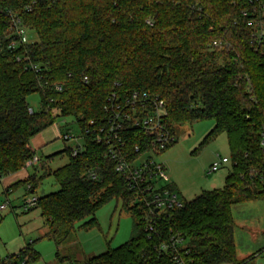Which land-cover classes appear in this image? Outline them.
Instances as JSON below:
<instances>
[{
  "label": "trees",
  "instance_id": "trees-1",
  "mask_svg": "<svg viewBox=\"0 0 264 264\" xmlns=\"http://www.w3.org/2000/svg\"><path fill=\"white\" fill-rule=\"evenodd\" d=\"M245 1L0 0V180L23 170L33 137L57 118H71L83 148L76 157L61 153L68 162L46 175L58 190L38 197L31 210L40 211L56 247L77 224L95 228V213L111 200L121 202L133 221L134 235L126 243L78 264H174L156 250L173 235L184 240L183 264H250V258L237 259L231 216L234 205L264 200V49L250 45L241 17ZM7 12L35 37L17 50L27 62L15 63L9 49ZM133 91L163 101L173 133L185 124L212 121L203 144L224 134L229 151L223 187L154 216L152 236L144 231L145 209L128 205L108 147L92 140L93 129L105 124L107 99ZM35 94L39 108L30 114L27 98ZM141 136L133 133L127 148ZM37 168L18 183L28 187L25 195L45 177L36 178ZM38 259L29 244L0 264Z\"/></svg>",
  "mask_w": 264,
  "mask_h": 264
},
{
  "label": "rangeland",
  "instance_id": "rangeland-1",
  "mask_svg": "<svg viewBox=\"0 0 264 264\" xmlns=\"http://www.w3.org/2000/svg\"><path fill=\"white\" fill-rule=\"evenodd\" d=\"M28 37L30 41L35 40L32 34H28ZM27 103L34 112L38 110L39 98L36 94L28 97ZM52 115L57 116L54 112ZM53 125L61 133H68L76 139L68 142L59 139L65 150L70 151L77 145L83 148L82 134L73 119L57 118ZM212 127V121L176 127V143L155 158L164 165L170 186L182 202L194 199L203 191L222 188L230 173V164L226 163L220 165L216 172L208 174L211 164L217 162L218 157L229 159L224 134L203 144V139ZM46 133L51 137L54 135L53 131L47 130L41 136ZM34 154L40 159L41 166L37 168L36 178L45 177L40 179L33 194L25 195L26 185L20 186L22 183L7 193L2 188L3 178L0 180V205L9 203L5 210L0 211V259L17 255L31 244L39 259L29 264H78L108 248L115 249L134 235L133 221L127 209L121 202L111 200L95 213V228L84 230L77 224L67 240L56 247L40 211L34 209L25 213L22 204L28 197H40L58 190L54 179L46 175L50 170L64 166L68 157L64 153L60 154L50 164L40 149ZM21 171L33 173L32 168ZM231 216L237 259L250 258V264H264V200L234 205L231 207Z\"/></svg>",
  "mask_w": 264,
  "mask_h": 264
},
{
  "label": "built area",
  "instance_id": "built-area-1",
  "mask_svg": "<svg viewBox=\"0 0 264 264\" xmlns=\"http://www.w3.org/2000/svg\"><path fill=\"white\" fill-rule=\"evenodd\" d=\"M55 1V0H54ZM9 17L8 36L11 41L9 49L13 53L17 64L27 62L24 54H17V50L29 44L27 29L20 19L7 12ZM241 17L244 19L245 29L248 31L250 45L255 50L264 49V0H246L243 4ZM219 44L213 42L212 46ZM36 70V67H30ZM86 82V78H84ZM54 90L61 91L60 86ZM33 113V109H28ZM106 115L105 124L92 131V140L96 144L108 147V156L115 163L114 172L124 181L129 193L128 205L137 209L144 208V231L148 236L156 234L152 219L154 216L166 214L171 210L180 209L183 202L178 194L169 188L170 183L164 165L155 160L166 149L176 143V137L166 124V111L164 103L157 96L146 92L133 91L121 98L112 94L107 99L104 107ZM142 134L139 141L129 150L127 144L133 133ZM85 134H89L88 130ZM131 135V136H130ZM83 138V135H81ZM62 142L76 140L68 133H61ZM260 148L264 154V133L262 134ZM82 148L76 146L70 150L72 157L80 154ZM229 163L228 158H219L211 164L208 174L214 173L222 164ZM40 164V159L33 153L25 162L23 169L33 168ZM94 178V177H93ZM38 197H28L22 204L23 212H28L37 205ZM6 202L0 205V211L6 209ZM150 238V237H149ZM184 240L179 236H170L167 241L161 242L156 250L160 254L167 253L174 264H183L179 257V250L183 247Z\"/></svg>",
  "mask_w": 264,
  "mask_h": 264
},
{
  "label": "crops",
  "instance_id": "crops-1",
  "mask_svg": "<svg viewBox=\"0 0 264 264\" xmlns=\"http://www.w3.org/2000/svg\"><path fill=\"white\" fill-rule=\"evenodd\" d=\"M55 127V128H53ZM51 130L53 131V137H51L50 134H45L43 137L41 136L45 131ZM61 134L59 128L57 126L51 125L45 130L41 131L39 134H37L35 137H33L30 141V149L33 153H36L37 150H41V153L43 154L44 159L47 161V163H50L54 160L56 156H59L65 149L63 144L59 142V135ZM52 156V157H51ZM48 157H51L50 159H46ZM32 174H29V172L26 171H20L13 175H8L3 177L2 182V188L7 190V193L10 191V189H14L15 185L19 182H22L27 177H29ZM20 185V184H19ZM18 185V186H19ZM20 186L25 187V184H21ZM26 188H28L26 186ZM26 191V190H25ZM30 194H33L32 192ZM104 253V252H103ZM97 256V255H95ZM9 257V256H8ZM94 257V256H92ZM91 258V257H89Z\"/></svg>",
  "mask_w": 264,
  "mask_h": 264
}]
</instances>
